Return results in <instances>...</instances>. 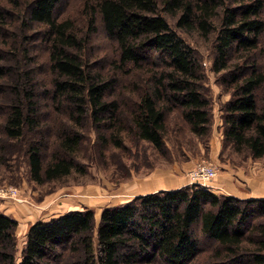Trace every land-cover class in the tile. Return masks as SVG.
Returning a JSON list of instances; mask_svg holds the SVG:
<instances>
[{
  "label": "trees",
  "instance_id": "trees-1",
  "mask_svg": "<svg viewBox=\"0 0 264 264\" xmlns=\"http://www.w3.org/2000/svg\"><path fill=\"white\" fill-rule=\"evenodd\" d=\"M2 1L0 143L28 140L36 182L84 171L78 157L85 120L110 131L105 146H122V132L130 131L163 150L170 113L193 135L210 133L202 62L166 15L185 31L214 33L212 70L223 71L219 80L230 95L220 107L223 148L264 159V66L256 63L257 51L264 57V0H81L85 29L59 12L62 0H7L13 8ZM98 20L118 46L108 73L89 52ZM35 25L48 50L55 129L41 127L42 92L25 64ZM16 227L0 211V264H264V198L239 199L194 184L105 207L98 222L87 207L35 222L19 261Z\"/></svg>",
  "mask_w": 264,
  "mask_h": 264
},
{
  "label": "rangeland",
  "instance_id": "rangeland-1",
  "mask_svg": "<svg viewBox=\"0 0 264 264\" xmlns=\"http://www.w3.org/2000/svg\"><path fill=\"white\" fill-rule=\"evenodd\" d=\"M2 3L13 8L7 0H3ZM19 10L20 8H17V12ZM58 10L62 15L74 16L75 23L80 29L86 28V18L81 12V0H62ZM166 18L186 43L195 49L202 62L206 74L204 88L212 99L210 133L205 137H197L189 132L184 123L180 122L179 125L175 113H170L163 150L159 151L137 139L135 133L130 131L122 132V146L115 145L113 141H109L105 146L104 140L110 138V131H96L91 122L85 120L80 131L83 144L78 157V164L84 171H74L59 180L44 183L36 182L30 173L25 155V143L28 140L15 142L10 147L0 143V149H4V154L0 155V210L17 221L15 229L17 261L20 260L25 247L28 228L35 222L84 207L94 210L98 222L103 208L123 204L139 193L159 188H173L184 183L203 186L192 181L193 172L202 164L214 167L216 174L213 181L225 176L227 169L234 173L235 178L240 169L241 171L246 169L245 172L248 173L247 166L254 160L231 152L229 147L223 148V140L214 130L215 125L222 121L220 107L230 97L219 80L223 71L216 73L212 70L215 57L214 33L206 37L197 30L188 32L178 27L170 16L166 15ZM29 34L31 39L28 41L27 50L30 59H27L29 61L25 64L26 67L30 64L33 70L31 77L37 89L42 92V95L38 96L41 127L44 129L45 126H52L55 129L59 124L57 120L59 115L55 112L47 92L51 83L47 46L41 28L37 25ZM88 46L91 60L96 62L103 72L108 73L111 62L118 57V46L105 32L99 20L96 31L90 35ZM256 54L258 56L256 63L261 68L264 66V57L259 51ZM238 55H235L236 58ZM240 58L237 60H241ZM127 77L128 75L122 79ZM115 92H121V88L118 87ZM127 94L129 95V92L125 96H128ZM49 139H53V142L55 137L49 135ZM50 152L51 149L48 154ZM256 161V164L253 163L250 167L253 168L252 172L258 175L260 171L264 172V159ZM212 188L213 183L210 190ZM220 190L227 193L223 187Z\"/></svg>",
  "mask_w": 264,
  "mask_h": 264
},
{
  "label": "crops",
  "instance_id": "crops-1",
  "mask_svg": "<svg viewBox=\"0 0 264 264\" xmlns=\"http://www.w3.org/2000/svg\"><path fill=\"white\" fill-rule=\"evenodd\" d=\"M214 130L216 131L217 135L219 134L220 138H222V121H219L215 125ZM256 162L257 161L254 160L249 163V165L247 166L248 173L245 172L246 169H244V171H241L240 169L237 172L238 176L236 178L234 173L227 169L224 174L225 176H222L221 178H219V180L217 179L216 181L212 182L214 187L212 188V191L215 193H224L220 190L221 187H223L225 191H227V193L226 194L224 193V195L234 196L239 199L264 198V172L260 171L259 174L257 175L256 172L254 173L252 172L253 168L250 167L253 163L255 165ZM186 184L187 183L181 184L173 188H159L156 190L177 189ZM156 190L153 191L149 190L148 192L139 193L138 195L154 192ZM0 211L2 212L3 210ZM3 213L9 216V214L6 213L5 211H3Z\"/></svg>",
  "mask_w": 264,
  "mask_h": 264
},
{
  "label": "built area",
  "instance_id": "built-area-1",
  "mask_svg": "<svg viewBox=\"0 0 264 264\" xmlns=\"http://www.w3.org/2000/svg\"><path fill=\"white\" fill-rule=\"evenodd\" d=\"M215 169L212 165L202 164L193 172L192 181L210 189L211 183L215 177ZM13 193V190L11 191Z\"/></svg>",
  "mask_w": 264,
  "mask_h": 264
}]
</instances>
